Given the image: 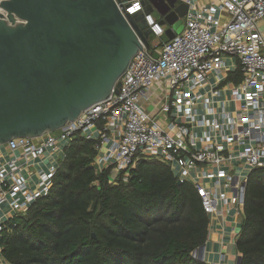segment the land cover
<instances>
[{"label":"built area","instance_id":"built-area-1","mask_svg":"<svg viewBox=\"0 0 264 264\" xmlns=\"http://www.w3.org/2000/svg\"><path fill=\"white\" fill-rule=\"evenodd\" d=\"M181 1L189 5L184 30L153 49L141 40L145 52L132 57L118 92L55 132L0 145L14 154L0 162V238L9 219L48 193L63 149L77 133L96 142L93 165L97 173L111 167L110 183L126 182L141 158H155L171 166L179 184L194 185L209 217L232 208L241 217L248 175L264 167V0H218L203 7ZM125 4L124 15L142 9L141 0ZM146 19L160 40L164 26L151 14ZM228 58L237 60L242 76L226 88L228 97L218 85L201 92L211 71L220 83L227 79L222 74L230 70ZM158 84L168 92L161 100L153 99ZM47 151L54 162L37 172L31 188L33 173L23 170Z\"/></svg>","mask_w":264,"mask_h":264},{"label":"trees","instance_id":"trees-1","mask_svg":"<svg viewBox=\"0 0 264 264\" xmlns=\"http://www.w3.org/2000/svg\"><path fill=\"white\" fill-rule=\"evenodd\" d=\"M95 145L77 133L64 147L48 193L7 221L4 263L207 264L194 255L210 227L194 185L179 184L155 158H141L126 182L112 184L111 167L95 170ZM241 218L240 264H264V167L248 175Z\"/></svg>","mask_w":264,"mask_h":264},{"label":"water","instance_id":"water-1","mask_svg":"<svg viewBox=\"0 0 264 264\" xmlns=\"http://www.w3.org/2000/svg\"><path fill=\"white\" fill-rule=\"evenodd\" d=\"M125 2L0 0V145L55 132L118 92L132 57L145 52L141 40L152 44L147 15L168 26L163 43L184 30V1L141 0L124 15Z\"/></svg>","mask_w":264,"mask_h":264},{"label":"crops","instance_id":"crops-1","mask_svg":"<svg viewBox=\"0 0 264 264\" xmlns=\"http://www.w3.org/2000/svg\"><path fill=\"white\" fill-rule=\"evenodd\" d=\"M192 3L197 7L209 6L215 4L218 0H191ZM153 16L157 19H160V15L154 13ZM260 29L264 33V19L259 23ZM168 26L164 27L167 28ZM159 39L155 38L152 41V44H158ZM228 63L230 65V70L224 72L222 75H227V79L220 83L218 80V74L215 71H211L208 74V79L206 82V87L200 89L201 92L209 93L210 89L216 87L217 85L224 88L225 98L227 96L226 88L229 85L235 84L241 80V72L237 75V72L240 71L238 67V62L235 58H228ZM231 76V78H230ZM162 84V83H161ZM156 85L153 90V99L161 100L168 93L162 85ZM166 87V86H165ZM165 90V91H164ZM166 92V93H165ZM228 97V96H227ZM210 101L214 102V105L220 108L217 96H209ZM148 107V104H145ZM150 108L154 109L151 105ZM14 154L10 153L5 147L0 149V162L5 161L10 157H13ZM22 163L23 161H19ZM53 157L50 155V152L47 151L43 157L37 159H32L29 161V164L23 170V173L27 176V172L33 173L29 177V186L31 188L35 187V181L37 178V172L40 169L47 168L53 163ZM210 227L209 234L205 247L202 252L198 253L197 256L204 260L207 264H237L238 256L240 255L236 247V240L238 234L241 230L242 218L238 217L234 213L232 208L228 214L223 216L220 215H211L210 217ZM200 255V256H199ZM0 264L4 263L2 256L0 255Z\"/></svg>","mask_w":264,"mask_h":264},{"label":"rangeland","instance_id":"rangeland-1","mask_svg":"<svg viewBox=\"0 0 264 264\" xmlns=\"http://www.w3.org/2000/svg\"><path fill=\"white\" fill-rule=\"evenodd\" d=\"M155 13H157V12H155ZM157 14H158V13H157ZM150 109H152V107H151Z\"/></svg>","mask_w":264,"mask_h":264}]
</instances>
